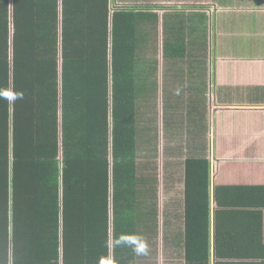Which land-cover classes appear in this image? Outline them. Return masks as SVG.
<instances>
[{
    "label": "trees",
    "instance_id": "1",
    "mask_svg": "<svg viewBox=\"0 0 264 264\" xmlns=\"http://www.w3.org/2000/svg\"><path fill=\"white\" fill-rule=\"evenodd\" d=\"M110 10L109 48L108 29L87 37L61 0H0V264H140L151 257L157 180L141 171L149 150H158L156 54L145 50L141 63L121 50L120 35L134 48L140 43L136 7H105L100 15ZM141 15L148 29L157 24L153 13ZM150 38L144 32L141 40ZM85 43L92 46L82 50ZM185 105L163 100V121L195 124ZM190 159L187 226L164 241L165 254L180 264H264L251 198L240 186H216L212 196L209 164ZM212 198L239 205L238 220L216 210L213 244Z\"/></svg>",
    "mask_w": 264,
    "mask_h": 264
},
{
    "label": "crops",
    "instance_id": "2",
    "mask_svg": "<svg viewBox=\"0 0 264 264\" xmlns=\"http://www.w3.org/2000/svg\"><path fill=\"white\" fill-rule=\"evenodd\" d=\"M61 4L87 37L100 35L106 27L109 48L112 11L106 17L100 12L105 7H136L133 32L140 43L134 48L120 35L119 46L137 53L141 63L140 53L155 51L158 150H149L141 174L150 173L157 180V236L170 240L186 229L185 163L198 158L209 164L212 196L216 186H240L251 198L250 220L259 224L264 244V0H61ZM141 11L153 13L157 24L148 29ZM144 32L153 36L150 42H142ZM90 46L85 43L82 50ZM163 100L185 101V115H194L199 123L164 122ZM210 207L213 244L218 237L213 224L216 210L224 211L225 220H238L239 205L219 206L212 198ZM108 209L111 221L112 205ZM14 217L18 225L20 213Z\"/></svg>",
    "mask_w": 264,
    "mask_h": 264
},
{
    "label": "rangeland",
    "instance_id": "3",
    "mask_svg": "<svg viewBox=\"0 0 264 264\" xmlns=\"http://www.w3.org/2000/svg\"><path fill=\"white\" fill-rule=\"evenodd\" d=\"M193 119L195 123H199L197 122V119L194 117V115ZM162 231L165 232L166 229H163ZM157 235H153L151 237L152 251L150 259L139 260L141 261L140 264H148V261H151V264H180V260L178 259L180 258L179 256L176 257V254H171V256L169 257L165 254L163 235L161 234V237H158Z\"/></svg>",
    "mask_w": 264,
    "mask_h": 264
}]
</instances>
